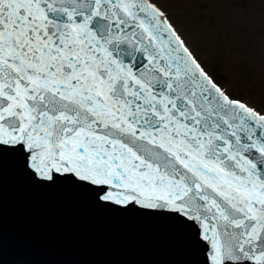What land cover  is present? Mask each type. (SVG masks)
I'll use <instances>...</instances> for the list:
<instances>
[{
    "label": "snow or ice",
    "instance_id": "6c2138e0",
    "mask_svg": "<svg viewBox=\"0 0 264 264\" xmlns=\"http://www.w3.org/2000/svg\"><path fill=\"white\" fill-rule=\"evenodd\" d=\"M240 2L0 0V186L72 184L167 219L191 264H264V77L222 82L163 6Z\"/></svg>",
    "mask_w": 264,
    "mask_h": 264
},
{
    "label": "rangeland",
    "instance_id": "374dc122",
    "mask_svg": "<svg viewBox=\"0 0 264 264\" xmlns=\"http://www.w3.org/2000/svg\"><path fill=\"white\" fill-rule=\"evenodd\" d=\"M243 5L246 9H242ZM163 6L218 79L234 90L259 91L264 77V36L256 25L264 24V16L261 17L264 4L258 1L224 4L225 13L217 18L214 30L205 24L207 20L198 26L195 24L194 17L199 16L197 7L183 3H166ZM254 7L258 10L256 25L248 19ZM233 23L239 24L240 29L231 31ZM246 77L250 79L246 80Z\"/></svg>",
    "mask_w": 264,
    "mask_h": 264
},
{
    "label": "water",
    "instance_id": "95a60500",
    "mask_svg": "<svg viewBox=\"0 0 264 264\" xmlns=\"http://www.w3.org/2000/svg\"><path fill=\"white\" fill-rule=\"evenodd\" d=\"M0 198H1V196H0ZM0 211H2L3 213H6V212H7V213H11L10 210L8 209V207L5 206V205H3L2 203H0ZM180 243H181V244H180ZM172 244H178V246H179L180 248H185V247L183 246L182 242L179 240L178 242H173V243H168V244H166V246H165V247H162L161 250H156V249L154 248V250H152L153 253L155 252L154 256L162 257V256H166L167 253H169V252L171 253V252L173 251V247H174ZM187 254H188V256L191 257V259H192V260L190 261V264H191L192 261H194V260L197 259L196 255H195L194 253H192V252H189L188 250H187ZM1 256H3V252L0 250V257H1ZM165 261H166V259L164 258L163 263H164ZM6 264H31V262L26 261V260L16 262V261H13V260H11V259H8V260L6 261ZM182 264H183V263H182Z\"/></svg>",
    "mask_w": 264,
    "mask_h": 264
}]
</instances>
